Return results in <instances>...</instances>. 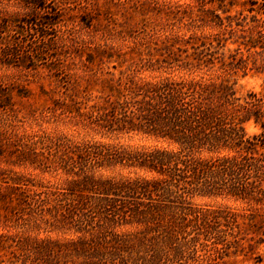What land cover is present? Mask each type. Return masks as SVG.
<instances>
[{
    "label": "rangeland",
    "instance_id": "374dc122",
    "mask_svg": "<svg viewBox=\"0 0 264 264\" xmlns=\"http://www.w3.org/2000/svg\"><path fill=\"white\" fill-rule=\"evenodd\" d=\"M263 11L0 0V264H264Z\"/></svg>",
    "mask_w": 264,
    "mask_h": 264
},
{
    "label": "trees",
    "instance_id": "16d2710c",
    "mask_svg": "<svg viewBox=\"0 0 264 264\" xmlns=\"http://www.w3.org/2000/svg\"><path fill=\"white\" fill-rule=\"evenodd\" d=\"M258 11H260V9H258ZM264 12V11H263Z\"/></svg>",
    "mask_w": 264,
    "mask_h": 264
}]
</instances>
